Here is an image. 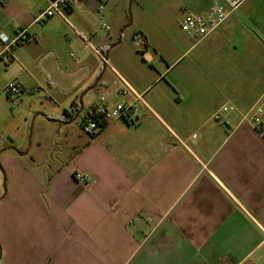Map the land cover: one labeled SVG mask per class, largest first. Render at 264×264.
Wrapping results in <instances>:
<instances>
[{"label": "crops", "instance_id": "crops-1", "mask_svg": "<svg viewBox=\"0 0 264 264\" xmlns=\"http://www.w3.org/2000/svg\"><path fill=\"white\" fill-rule=\"evenodd\" d=\"M213 1L182 8L180 22L189 12L208 11ZM109 5L75 1L65 7L70 28L58 16L39 17L46 0L0 1V34L12 38L27 29L36 37L13 47L9 61L0 41V264H264V137L242 122L245 111L238 107L211 121L216 109L209 98L217 93L206 67L190 80L174 70L190 51L197 54L191 64L207 66L208 36L186 35L183 53L173 60L157 51L160 69L141 74L117 51L126 16L112 6L107 11ZM138 32L147 50L149 37ZM88 42L109 51L95 88L100 97L113 106L122 100L114 86L119 73L147 107L137 104L134 118L111 123L93 140L84 135L82 148L71 147L65 161L58 152L56 160L28 149L20 150L24 156L12 152L8 141L29 124L27 115L36 113L34 122L38 114L58 117L34 104L20 118L14 110L20 96L7 97L6 84H21L25 99L38 94L59 104L62 98L68 110L102 71ZM46 121L66 133L68 125ZM76 171L94 184L81 185Z\"/></svg>", "mask_w": 264, "mask_h": 264}, {"label": "rangeland", "instance_id": "rangeland-1", "mask_svg": "<svg viewBox=\"0 0 264 264\" xmlns=\"http://www.w3.org/2000/svg\"><path fill=\"white\" fill-rule=\"evenodd\" d=\"M109 2L107 11L112 6L125 14V27L130 21L129 0H109ZM182 8L196 10L198 5L195 0L132 1L130 12L132 24L124 30L122 37L116 42L123 41L117 51L126 53L133 59L134 71L149 75L157 71L155 68L160 69L161 56L157 55V51L168 60L181 56L182 44L188 41L186 34L180 28ZM108 24L111 26V33L116 35L115 21L110 20ZM105 28L107 26H102L100 35L104 33ZM138 31H142L149 37L151 45L144 50L145 52L135 46L132 41ZM207 40L211 42V46L206 47L211 61L210 90L217 93V97H212L211 100L217 99L219 103H233L243 113L250 108L257 96L264 92V0H246L237 11L229 15L219 31L208 36ZM71 52L78 54L76 49H72ZM196 56V51L183 55L177 61L180 66L174 70L177 72L187 67ZM152 60L153 67H151ZM26 96L28 95H20L15 101L14 110L20 118L27 113L29 106L34 104L40 111H46L51 107L58 119L62 116L64 111L62 98L57 104L38 94L25 99ZM99 98L98 89L89 91L83 99L84 110L93 104H99ZM68 107L70 109L72 105L69 103ZM35 115L37 114L27 115L31 119L29 124L13 132V140L8 141L13 147L12 152L18 154L22 152L21 149H28L30 155L46 156L49 159L53 157L55 160L58 152L57 157L65 161L73 152L71 147L78 145L80 149L82 148L84 143L82 139L85 136L78 124L79 121L68 125L66 133L59 125L58 133L52 128L56 125L49 124L43 119L42 114H38L34 122ZM211 121L215 122L213 119ZM12 126L16 127V124ZM64 136L67 138H63ZM40 139L43 142L41 147L37 145ZM62 145L65 150L60 149ZM29 157L28 155L26 158Z\"/></svg>", "mask_w": 264, "mask_h": 264}, {"label": "built area", "instance_id": "built-area-1", "mask_svg": "<svg viewBox=\"0 0 264 264\" xmlns=\"http://www.w3.org/2000/svg\"><path fill=\"white\" fill-rule=\"evenodd\" d=\"M4 2L6 0H0ZM47 6L40 11L39 17L51 18L58 16L65 22H68L70 28H73L65 13V7L72 6L77 0H46ZM246 0H214L208 11L204 13L189 12L180 22V28L183 33L195 39L202 40L224 24L229 15L237 11ZM105 28V30H107ZM74 30V29H73ZM36 39L35 36H30L27 29L18 30L14 37L9 38L1 33L0 41L3 43V52L7 61L11 60L12 48L23 45L30 40ZM132 41L135 46H145L147 39L141 33H136ZM87 47L99 57L102 64H108V59L105 53L92 42L86 43ZM114 86L118 89V94L122 100L114 106L110 105L105 96L99 98V104H93L87 110H82L77 119L82 133L89 137L90 140L95 139L108 125L115 123L119 119L129 117L134 118L137 113V104L146 102L141 93H138L122 75L116 73V81ZM38 90V88H36ZM23 93L21 84L11 81L6 84L4 94L7 97L20 96ZM126 98H128L126 100ZM79 104L68 109L69 113L74 116L79 109ZM237 106L233 103H223L217 110L214 111L212 119L215 121H223V119L234 111H237ZM242 122L252 123L256 131L264 137V92L259 95L250 108L243 113ZM74 176L81 185L87 187L94 184V180L86 174L76 171Z\"/></svg>", "mask_w": 264, "mask_h": 264}, {"label": "water", "instance_id": "water-1", "mask_svg": "<svg viewBox=\"0 0 264 264\" xmlns=\"http://www.w3.org/2000/svg\"><path fill=\"white\" fill-rule=\"evenodd\" d=\"M132 1L133 0H129V10H128V17H129V23L123 27L121 30H120V35L122 36V33L123 31L130 27V25L132 24V19H131V15H130V12H131V6H132ZM115 44H112L111 45V48L114 46ZM108 54H109V51H107L105 53V57L108 59ZM106 68H107V65L106 64H103L102 66V71L100 73V75H97L96 79L94 80V82L89 86L87 87L84 91H82L80 94H79V109L78 111L76 112V114L73 116V118L71 120H65V119H56V118H49V117H46V120L50 121V122H54V123H61V124H65V125H70L72 124L73 122L77 121L78 117H79V114L80 112H82L83 110V107H84V103H83V97L89 92V91H92L94 90L97 85L99 84L102 76L104 75L105 71H106ZM19 155L21 156H24L27 154V151L26 152H18Z\"/></svg>", "mask_w": 264, "mask_h": 264}, {"label": "trees", "instance_id": "trees-1", "mask_svg": "<svg viewBox=\"0 0 264 264\" xmlns=\"http://www.w3.org/2000/svg\"><path fill=\"white\" fill-rule=\"evenodd\" d=\"M146 45H148V44H146ZM179 66H180V63L177 62L175 64V69L177 67H179ZM204 67H206V71L209 72V74H210L211 73V61L209 62V64L207 66H202V65L194 66L193 64L189 63L187 65V67L183 68L182 70L181 69L178 70L177 73L179 75L183 76L184 78L186 77V78H188V80H190L192 78L193 72L194 73H198L199 72V69L200 68H204ZM212 97L213 98H216L217 96H211L209 98L211 104L217 110L224 102L223 103H219V101H217V99L211 100ZM64 116H65V120H71L73 118V116L69 113V111L68 110H65V109H64Z\"/></svg>", "mask_w": 264, "mask_h": 264}]
</instances>
